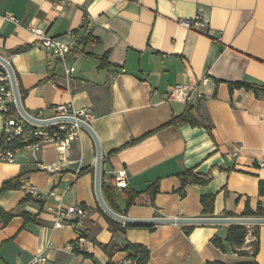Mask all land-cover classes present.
<instances>
[{"label":"crops","instance_id":"0c3cea01","mask_svg":"<svg viewBox=\"0 0 264 264\" xmlns=\"http://www.w3.org/2000/svg\"><path fill=\"white\" fill-rule=\"evenodd\" d=\"M198 9L206 17L204 28L179 25ZM28 28L68 44V33H74L78 48L64 64L46 59L34 48ZM20 47L23 52L12 53ZM0 56L12 67L26 113L49 116L52 107L66 104L91 112L101 183L106 187L124 172L127 190L139 193L125 209L122 189L116 190L115 213L130 219L205 217L201 196H214L212 217H241L247 204L253 212L264 206L258 193L264 181V96L228 87L264 88V0H0ZM176 85H196L200 98H169ZM189 107L193 124L167 125ZM95 160L92 138L82 129L65 159L46 147L36 154L18 151L13 163H0V187L19 177V188L0 196V210L13 215L6 225L0 223V264H27L39 252L46 264H123L124 251L109 259L98 246L110 242L146 247L148 264H264V225L257 232L255 257L249 251L253 235L246 236L242 256L225 243V252L213 246L215 237L224 241L228 225L112 231L98 211ZM184 171L209 176V182L187 184L180 193L178 175ZM30 188L41 199L25 201ZM101 195L108 206L102 189ZM75 205L85 207L86 216L54 227L47 208ZM190 226L187 235L184 228Z\"/></svg>","mask_w":264,"mask_h":264},{"label":"built area","instance_id":"2783aa9c","mask_svg":"<svg viewBox=\"0 0 264 264\" xmlns=\"http://www.w3.org/2000/svg\"><path fill=\"white\" fill-rule=\"evenodd\" d=\"M115 3L139 2L140 0H110ZM10 21L14 18L8 17ZM179 25L190 31H198L207 24L206 17L202 9H198L196 15L191 20L181 19ZM28 32L36 39L34 48L43 53L46 59H56L64 64L66 56L76 51L78 48L77 38L74 33H68L67 37L71 42L68 44L56 37L44 35L40 30L28 28ZM74 69L71 67L65 69L66 75L72 73ZM206 80L202 81L204 84ZM196 94L200 98V94L196 93V85H176L169 94V98L182 102L190 99V96ZM31 118L39 121H47L60 118H70L74 123L55 122L49 125L41 126L24 119L15 109L14 100L10 88L8 76L0 65V163H13L15 153L18 151H26L30 154H36L38 151L46 147H54L62 154L63 159L68 157L70 143L77 140L80 131L83 129L77 121H81L90 125L93 115L87 108L76 109L72 104L59 105L50 109V115L45 116L43 111H38L34 115L28 114ZM15 144L17 147L9 148ZM51 166L46 167L50 171ZM127 177L124 172H119L112 181V187L115 190L127 187ZM28 195L39 198L35 189L30 188ZM53 195V193H51ZM47 211L54 217V227H61L64 223H73L74 220L81 219L86 216L87 210L83 206H57L48 207ZM47 259L43 253L39 252L33 256L27 264H46ZM123 264H135L134 260L124 258Z\"/></svg>","mask_w":264,"mask_h":264},{"label":"trees","instance_id":"16d2710c","mask_svg":"<svg viewBox=\"0 0 264 264\" xmlns=\"http://www.w3.org/2000/svg\"><path fill=\"white\" fill-rule=\"evenodd\" d=\"M91 39L89 36L86 37L85 40ZM78 43V42H77ZM25 47H20L12 51L13 54L16 53H21L23 52ZM228 87L230 92L233 89H243L245 91H252L253 94L256 97H261L264 96V88H259L256 85H251V84H246V83H228ZM21 94V92H20ZM20 99L22 101L23 95L20 96ZM192 108L189 107L185 110L184 114L180 117L172 119L167 125H178L182 123H190L193 124L192 122ZM137 141L133 140L127 145L133 144ZM2 144V139H0V145ZM126 145V146H127ZM17 147L15 144L10 145L9 148H15ZM180 182H181V187L178 189L180 193L183 192L184 186L187 184H193V185H200L203 186L209 182V176H202V175H197L192 173L191 171H184L180 173L179 175ZM19 177H15L13 179L4 181L0 187V196L4 194L7 191L10 190H17L19 188ZM101 189L102 192L104 193L106 197V201L108 203V206L110 209L115 211V189L112 187V182L110 185H103L101 183ZM158 192V187L157 184L155 183L150 187V198H149V205L153 206V199L155 195ZM258 193L259 195H264V181H260L258 183ZM122 194L124 195L125 199V209L130 208L132 205L136 203V199L139 197V193H134L132 191L127 190V187L122 189ZM30 196H27L24 200H29ZM200 205H201V214L202 216L205 217H212L213 214V205H214V196H201L199 199ZM98 211L102 215L103 219L108 225V228L111 229L112 231H121L124 232L126 229H131V228H138V229H146L149 232H153L155 227L153 225H137V226H132V225H125L124 227L122 226L121 223H118L111 218H109L107 215H105L100 208H98ZM24 217V220L27 222V214H22ZM223 217H233L232 214L230 213H224ZM241 217H261L264 218V206L261 204H258L256 211H251L248 204L246 205ZM13 218V215L10 213H6L2 210H0V223L3 225H6L10 220ZM193 227H185L184 232L185 234H189L192 231ZM247 228L244 225H228L226 228V236L224 241L222 242L219 238L215 237L212 240V244L215 248L219 249L221 252H225L224 248V243L229 246L232 252L242 256L244 254L243 251H239L244 243H245V238L247 236ZM253 236L255 238V241L251 243V247L253 248L252 255L251 257H255V255L258 253V234L257 232L253 233ZM103 252H105L110 259L112 257L113 252L115 251H124L126 253V258L130 260H134L135 264H148L149 260V250L141 245H134V244H128L124 248H119L117 247L113 242H110L108 245H98ZM74 253L83 256L84 258H91L90 255H88L85 252L79 251L77 249H74ZM111 264V263H108ZM209 264V263H208ZM210 264H223L220 262H213ZM237 264H258L255 261H250V262H243V263H237Z\"/></svg>","mask_w":264,"mask_h":264},{"label":"water","instance_id":"95a60500","mask_svg":"<svg viewBox=\"0 0 264 264\" xmlns=\"http://www.w3.org/2000/svg\"><path fill=\"white\" fill-rule=\"evenodd\" d=\"M0 65L5 70L10 88L14 100V106L17 112L27 121L32 122L37 125L45 126L55 122H70L74 123L73 119L70 118H60L47 121H39L31 118L28 113L24 110L20 93L18 91V86L16 82V77L12 70L10 64L0 56ZM77 124L83 128L92 138L96 151L95 169H94V194L99 208L102 212L107 215L112 220L124 224V225H162V224H183V225H264V218L261 217H199V218H151V219H130L128 217L119 215L112 211L104 202L101 195V150L98 139L95 133L92 131L90 125H87L81 121H77Z\"/></svg>","mask_w":264,"mask_h":264},{"label":"rangeland","instance_id":"374dc122","mask_svg":"<svg viewBox=\"0 0 264 264\" xmlns=\"http://www.w3.org/2000/svg\"><path fill=\"white\" fill-rule=\"evenodd\" d=\"M1 123H2V121L0 120V128H1ZM260 226L262 227L263 225H260ZM260 226L259 225H257V226L256 225H245V227L247 228V231H248L247 236H252L254 232H259L258 229L260 228ZM246 239L247 238H245V242H246ZM249 251L253 252L254 250H253V248H250Z\"/></svg>","mask_w":264,"mask_h":264}]
</instances>
